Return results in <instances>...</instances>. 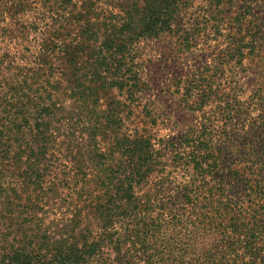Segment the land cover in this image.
<instances>
[{
	"label": "trees",
	"instance_id": "obj_1",
	"mask_svg": "<svg viewBox=\"0 0 264 264\" xmlns=\"http://www.w3.org/2000/svg\"><path fill=\"white\" fill-rule=\"evenodd\" d=\"M202 1L235 9L213 33L264 35V0H0L4 39L42 34L0 54V264H264V56L246 93L239 51L168 84L142 46ZM154 85L198 113L174 140Z\"/></svg>",
	"mask_w": 264,
	"mask_h": 264
},
{
	"label": "rangeland",
	"instance_id": "obj_2",
	"mask_svg": "<svg viewBox=\"0 0 264 264\" xmlns=\"http://www.w3.org/2000/svg\"><path fill=\"white\" fill-rule=\"evenodd\" d=\"M233 1L236 4L243 2V0ZM259 6L260 4L258 3V9L255 10L256 15L264 19V10ZM219 10L221 11V8ZM233 11L235 9L230 5L226 10L219 12L205 1L197 2L194 6L189 5L184 9V21L180 24V27H183L189 35H179L181 32H178L165 35L159 39L146 40L142 42L143 50L153 60L163 59V64L158 62L157 68L165 69L164 78L167 79L168 84L174 83L176 78L184 77L185 74L204 65H217L220 68L224 55H231L239 51L238 53L245 56L243 62L239 61L236 63L233 59H226L223 70L239 71L236 76L239 86L246 93H249L250 89L253 88L257 76L253 72L255 71L252 68L253 60L246 57L253 55L264 56V35H245L243 33L233 35L232 30H230L231 34L229 35L213 33L211 28H214L212 25H214V19L217 15L214 12H219L218 15L219 19H222L221 21L228 22L230 15H233ZM31 19H34L33 15ZM205 19H207L206 23ZM199 22L200 24H198ZM38 24L40 26L39 29L44 26L40 23ZM207 27L208 30L204 33L203 31ZM183 28H180L179 31H182L181 29ZM3 36L0 35V54L7 52L9 55L8 59H14L15 63L19 65H25L26 62L29 63L30 53L35 51V45L42 38V34L40 33L38 35H13L8 42ZM185 38H190L192 42L189 43L192 44L187 43ZM26 49L30 52L26 51ZM258 60H261L260 71L263 70L264 72V59L258 58ZM149 70L150 67L147 65L146 71L149 72ZM149 93V98L155 100V105L162 112L161 115L163 117L158 126L159 129L155 130L157 139L174 140L188 124L198 118V113L194 114L183 107L178 95L165 93V96L161 93L160 86L156 85L151 88ZM130 119L125 122V125L134 127L131 125ZM132 119H135L134 115ZM136 120H140L139 115H136Z\"/></svg>",
	"mask_w": 264,
	"mask_h": 264
}]
</instances>
